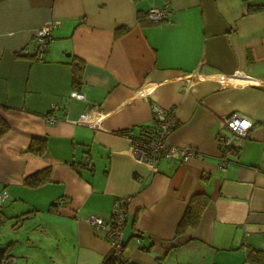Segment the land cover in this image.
Listing matches in <instances>:
<instances>
[{"label": "crops", "instance_id": "obj_1", "mask_svg": "<svg viewBox=\"0 0 264 264\" xmlns=\"http://www.w3.org/2000/svg\"><path fill=\"white\" fill-rule=\"evenodd\" d=\"M152 6L171 21L148 19ZM49 21L59 25L39 62L34 34ZM154 106L176 110L169 143L202 158L153 170L134 157L128 134L152 130ZM233 113L253 126L228 154L217 137ZM0 119V250L14 264H105L109 241L86 218L109 222L119 197L131 199L128 264H262L264 0H0ZM195 195L209 204L176 236Z\"/></svg>", "mask_w": 264, "mask_h": 264}, {"label": "built area", "instance_id": "obj_2", "mask_svg": "<svg viewBox=\"0 0 264 264\" xmlns=\"http://www.w3.org/2000/svg\"><path fill=\"white\" fill-rule=\"evenodd\" d=\"M172 10L169 6L156 7L152 6L148 11V19L154 23H161L163 21H171ZM59 25L57 21L45 22L38 28L34 34V51L35 58L39 62H43L44 55L47 51V46L53 40V32ZM221 80L225 79L219 76ZM73 97L84 99L85 95L80 92H73ZM58 106H53L54 110ZM155 125L149 132L140 135H134L132 132L128 134L129 141H131L132 153L134 157L146 165H149L153 170L157 169V165L161 158L178 159L183 162L189 161L193 158H202V154L190 148L175 146L169 143V138L172 132L177 128L178 121L176 117V110L171 108L169 110H162L158 106H154ZM58 118L54 115H48L47 120L49 124L54 125ZM81 124H92L90 114H83L77 121ZM223 122L226 127L225 133L218 135V141L223 145V150L228 154H235L239 150L236 146L237 141L244 140L248 137L249 130L253 126L251 121L241 116L238 113L225 116ZM227 160L224 153L221 156L222 166L226 168ZM7 192L0 194V206L8 198ZM130 197H119L113 202L112 214L109 222L104 218L96 215H90L86 218V222L92 225L97 231H102L105 239L109 241L111 246L110 260L112 264H128V258L125 255V241H124V225L127 220V208ZM64 199H58L56 206H63ZM262 264H264V252L261 255ZM15 258L10 255H2L0 264H14ZM247 264H251L250 262Z\"/></svg>", "mask_w": 264, "mask_h": 264}, {"label": "trees", "instance_id": "obj_3", "mask_svg": "<svg viewBox=\"0 0 264 264\" xmlns=\"http://www.w3.org/2000/svg\"><path fill=\"white\" fill-rule=\"evenodd\" d=\"M261 7V6H260ZM252 9L255 8V10L258 9L257 6H251ZM148 16V14H147ZM141 19V18H140ZM141 22L144 23V19L142 17ZM78 68V69H77ZM75 67L74 71H76L75 74V85L78 86L82 79V68ZM8 130V126L5 122H3L2 119H0V136ZM45 141H36L35 144H32L31 150L37 153H42L46 147ZM49 177V171L40 172L39 174H36L30 178H28L25 182L28 183V185L31 186H38L46 182ZM191 202L189 203L187 207V211H185V215L178 223L177 228V235H182L190 228H196L199 225V222L201 220L202 214L204 210L206 209L207 205L209 204V199L207 195H195L193 198H191ZM1 208H0V216H1ZM10 253L8 250H0V258L2 255H9ZM113 262L110 260V258L107 259L105 264H112Z\"/></svg>", "mask_w": 264, "mask_h": 264}]
</instances>
